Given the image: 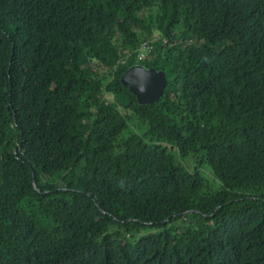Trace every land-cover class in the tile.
I'll return each instance as SVG.
<instances>
[{
	"label": "trees",
	"instance_id": "1",
	"mask_svg": "<svg viewBox=\"0 0 264 264\" xmlns=\"http://www.w3.org/2000/svg\"><path fill=\"white\" fill-rule=\"evenodd\" d=\"M0 264H264V0H0Z\"/></svg>",
	"mask_w": 264,
	"mask_h": 264
},
{
	"label": "water",
	"instance_id": "2",
	"mask_svg": "<svg viewBox=\"0 0 264 264\" xmlns=\"http://www.w3.org/2000/svg\"><path fill=\"white\" fill-rule=\"evenodd\" d=\"M120 83L136 97L138 104L149 105L158 103L167 82L163 71L135 65L123 73Z\"/></svg>",
	"mask_w": 264,
	"mask_h": 264
},
{
	"label": "rangeland",
	"instance_id": "3",
	"mask_svg": "<svg viewBox=\"0 0 264 264\" xmlns=\"http://www.w3.org/2000/svg\"><path fill=\"white\" fill-rule=\"evenodd\" d=\"M193 45H195L194 42L190 43V44L188 45V47H192ZM203 173H205L208 177H211L210 172L207 171L206 169H203ZM184 219H185V218L183 217V218H181V219L175 221L174 223H172V226H174V227H179L180 231H181V230L186 231V228H187L188 224H190V222H189V219H188L187 221L184 220ZM183 221H186V223H183ZM115 230H116L115 227H113V228H112V231H115ZM130 239L132 240L133 238H130Z\"/></svg>",
	"mask_w": 264,
	"mask_h": 264
},
{
	"label": "built area",
	"instance_id": "4",
	"mask_svg": "<svg viewBox=\"0 0 264 264\" xmlns=\"http://www.w3.org/2000/svg\"><path fill=\"white\" fill-rule=\"evenodd\" d=\"M150 46L148 45V43H144L141 45L140 47V53L137 54V59L141 60L144 58V53L142 52L143 50H149Z\"/></svg>",
	"mask_w": 264,
	"mask_h": 264
}]
</instances>
